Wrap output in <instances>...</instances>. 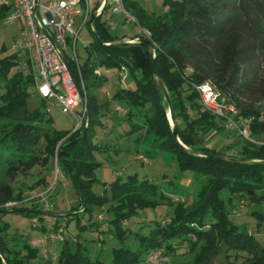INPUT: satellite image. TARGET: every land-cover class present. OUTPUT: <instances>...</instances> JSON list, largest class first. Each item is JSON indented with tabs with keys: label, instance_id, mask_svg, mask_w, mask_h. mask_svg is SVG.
Segmentation results:
<instances>
[{
	"label": "trees",
	"instance_id": "1",
	"mask_svg": "<svg viewBox=\"0 0 264 264\" xmlns=\"http://www.w3.org/2000/svg\"><path fill=\"white\" fill-rule=\"evenodd\" d=\"M121 3L136 26L148 33L147 37H134L152 45L154 73L166 91V100L153 82L147 47L115 44L124 36L111 35L106 23L99 20L100 16L94 20V30L102 44L92 38L84 48L86 57L79 67L84 88L85 125L74 132L49 131L45 128L49 125L46 113L39 109L27 112L25 99L33 87V80L22 76L18 70L8 76L9 69L17 66L14 54L0 58V87L3 89L0 95V148L5 150L0 153V173L3 176L0 204L22 203V194L14 193L9 182L18 172L25 174L34 167L44 169L48 158L53 160L55 157L57 167L71 182L79 198L74 210L82 209L89 215L92 205L102 206L110 202L107 208L113 214L108 220L112 226L110 236L117 241L129 235L136 238L134 249H112L110 264H144L150 250L160 248L165 255L176 249L182 237L190 233L196 238L193 244L198 246L192 264H208L218 256L225 259L226 264H233L228 258H237L239 253L242 254L239 264H264V243L260 244L255 235L232 223L230 217L237 216V213L229 209L233 199L238 205L262 202L264 165L231 164L191 155L175 142L166 119V110H169L176 137L188 150L264 161V146L248 145L243 140L240 145L237 143L238 150L233 155L196 145L195 138L202 128L239 136L227 130L222 120L202 111L191 87L192 84L211 83L220 98L232 104L241 117L250 120L251 137L257 139L264 135V108H259L251 96L255 80L253 68L259 67L260 56L264 55V0H163L167 6L163 17L146 12L130 0H121ZM6 11V8L0 9V15ZM120 67L128 71L135 87L118 89L111 99L130 109L125 114L126 119L132 116L131 108L144 110L143 139L150 138L145 157L168 152L180 172H190L195 181L201 182L191 205L183 207L181 203L173 204L168 199L166 203L170 212L167 220L155 222L147 235L132 234L122 227V223L135 215L136 209L152 207L155 200L167 199L157 186L128 175L124 180L116 178L107 184L109 197L104 195L105 191L103 195H95L90 190L96 181L93 174L97 168L92 153L99 149L92 140L94 128L100 125L102 108L97 103L95 91L107 80L95 76L93 71L96 68L118 70ZM247 74L250 77L246 78ZM261 88L264 95V87ZM41 141L43 146L40 149L38 144ZM48 185V181L38 179L31 189ZM222 192L226 201L220 197ZM7 211L41 220V211L34 205L0 209V212ZM250 215L256 221L255 232L261 233L264 215L255 210H251ZM57 224L55 222L52 226ZM45 225L38 228L41 233ZM60 244L61 249L52 264H99L81 257L78 250L71 252L66 242ZM22 250V255L9 251L0 233L3 255L0 264H27L37 257V251L27 243L22 245ZM43 264H51V261L45 260Z\"/></svg>",
	"mask_w": 264,
	"mask_h": 264
},
{
	"label": "rangeland",
	"instance_id": "2",
	"mask_svg": "<svg viewBox=\"0 0 264 264\" xmlns=\"http://www.w3.org/2000/svg\"><path fill=\"white\" fill-rule=\"evenodd\" d=\"M130 1L138 4L143 10L157 17H163L167 11V6L163 3V0ZM94 3V0H89L90 6L94 5ZM112 8L113 4L108 0L107 6L99 17V20L105 22L109 27L111 35H123L125 38L127 36L133 37L132 35L135 32V36L142 35L138 28L131 23H125L123 15L113 12ZM8 15L9 11L0 15V58L13 54L11 47L19 30L18 23L10 22ZM79 26V18H76L74 21L75 30H78ZM78 38L75 45V53L78 63L81 65L86 57L84 48L92 41L91 33L86 26L80 28L78 31ZM101 70L111 75H108L103 85L95 91L97 103L104 109L102 110L105 116H99L100 125L94 128L92 141L99 146V149L92 153V158L97 164V168L93 174L96 181L91 185L90 190L95 195H103L105 191L104 195L109 197V191L107 189L108 183L116 178L124 180L128 175H135L136 178L145 179L157 186L159 191L166 198L170 195L173 204L178 202L181 203L183 207L191 205L195 192L199 190L201 182L198 179V182L195 181V176L189 172V181L187 180L184 186H178L177 183L184 174L177 169L173 156L168 152L162 151L152 157H145L144 153L149 149L148 142L150 138H147V140L143 139L144 131L141 129V123L144 118V110L141 108H131L132 116L129 120H126L124 115H117V109L121 110L123 113H127L130 110L124 103L111 99L116 90L124 89L116 78L119 71L116 69L104 68H101ZM253 70L255 72V80L253 82L251 96L253 101L258 103L257 106L259 108H264V95L260 92V89H262L261 86L264 87L263 54L260 56L259 67L256 65ZM16 72L17 67H11L8 76ZM247 77H250V75L247 74L246 78ZM124 85L128 89H134L135 87V83L127 70L125 71ZM2 92L3 89L0 87V95ZM25 107L29 113H32L36 109L46 113L45 117L49 118V125L45 128L49 131L55 130L56 132L71 133L75 129L77 117L73 119L70 116H65L52 104L42 102L33 91V88H30L27 92ZM106 108L108 112L105 111ZM80 111V106H77L74 110L76 115H78ZM106 117L110 119L108 123H105ZM166 119L168 124H171L167 110ZM176 123L179 124L180 121L176 120ZM179 126L181 125L179 124ZM207 130L209 131V129ZM218 133L220 134L221 132ZM253 139L258 141L255 138ZM237 143L240 145L242 139L235 136L234 144L236 147H238ZM42 144V141L38 144L40 149L43 146ZM4 152L5 150L0 148V153ZM221 152L223 154H232L230 151ZM53 166V160L48 158L44 169L34 167L25 174L18 172L11 182H9L8 179H4L6 182H9L14 193L20 192L22 194L24 201L22 203H4H15L13 206L6 207L4 204H0V209L30 207L34 205L41 213L56 214L57 216L54 217L41 215V220H37L39 226L45 222H48L46 225L51 226L55 221L60 224L62 223L64 227L63 239L65 241L63 240L61 243L66 242L71 252H76L78 250L82 255L81 257L87 258V260L91 262L98 261L99 264H110L112 249L136 248L137 240L134 235H129L121 241H117L110 236L109 230L112 229V226L108 224V220L113 216L111 212L107 211V208L111 204L110 202H106L102 206L92 205L89 215L83 213L82 209L74 210L79 204V198L75 189L62 173L60 178L58 177L56 180L53 179ZM2 177L0 173V181ZM38 179L48 181L49 185L46 188L43 186H35L36 188L32 190L31 187ZM42 193H44L42 199L46 202V205H44L40 198H35L36 195ZM220 197L226 201L227 197L224 192L220 194ZM174 199L176 200L174 201ZM181 200L183 201L181 202ZM155 201L156 204L152 207L136 209L135 215L131 216L129 220L123 221L122 227L128 229L132 234L139 233L140 235H147L148 231L153 228L155 222L164 223L170 212V207L166 203L169 200L167 198L166 200L161 199ZM239 206L240 210L239 208L236 209L240 214L230 217L232 223L243 231L251 232L252 235L256 236L257 241H260V244L264 243L261 242L264 240V237H260L261 233L264 231V222L261 233H256L254 224L256 221H254V218L250 215L251 210H257L264 215V199L261 203L256 205L244 202L239 204ZM31 219L33 218L24 216L21 213L10 211L0 212V233L3 235V239L9 251L14 253L17 252L22 255L24 252V250H22V245L24 243L29 244L31 240H36L41 236L42 233L39 232V227H34ZM182 239L183 240L177 244L176 249L165 253V255L163 253V257L166 258L165 264L193 263L198 250V246L193 244L196 238L190 233L182 237ZM60 249V243L54 244L51 250L47 245L45 258H42L41 254L37 252V257L31 259L27 264H43L45 260L51 261L52 264L53 260L51 259L59 253ZM241 257V253L237 255V258L231 256L228 258V262L232 261L233 264H239ZM226 262L225 259L218 256L213 258L208 264H226ZM139 264H143V262Z\"/></svg>",
	"mask_w": 264,
	"mask_h": 264
},
{
	"label": "built area",
	"instance_id": "3",
	"mask_svg": "<svg viewBox=\"0 0 264 264\" xmlns=\"http://www.w3.org/2000/svg\"><path fill=\"white\" fill-rule=\"evenodd\" d=\"M90 6L89 0H0V9L6 8L9 11L10 22H17L19 30L13 40L11 50L15 55L17 70L22 76H29L33 80V91L42 102H48L65 115L74 119L76 131L85 121V99L84 88L79 75L75 45L78 41V31L86 26L90 31L89 18L96 9L98 17L107 6L108 0H94ZM113 4V12L122 14L125 23H131L144 36L148 33L136 26L134 19L124 10L121 0H109ZM79 18L80 26L75 30L74 21ZM134 37V36H133ZM122 39L134 42L137 38ZM61 57H64L65 62ZM117 81L124 85V67L118 69ZM93 74L97 77L107 79L108 72L96 68ZM192 89L197 95L202 111L223 121L227 130L234 132L243 141L252 146H264L250 136L248 129L249 119L241 117L238 110L220 98L213 85L209 82L192 84ZM77 106L81 107L78 115L74 112ZM117 112H122L117 109ZM85 125V124H84ZM53 179L61 176L57 168L56 159H53ZM44 193L38 194L35 198L43 201ZM15 203L4 204L13 206ZM32 225L40 227L37 219H31ZM264 237V231L261 233ZM63 224L58 223L56 227L45 225L44 232L36 240L29 242V247L35 249L42 258H45L46 247L52 249L56 243L64 239ZM39 250V251H38ZM53 257L51 260H54ZM145 264H165L162 249L150 250L144 260Z\"/></svg>",
	"mask_w": 264,
	"mask_h": 264
},
{
	"label": "water",
	"instance_id": "4",
	"mask_svg": "<svg viewBox=\"0 0 264 264\" xmlns=\"http://www.w3.org/2000/svg\"><path fill=\"white\" fill-rule=\"evenodd\" d=\"M96 9H97V7H96ZM96 9L92 12V14L90 15V18H89L90 33H91L92 38L95 41H97V43L102 44V42L97 39V35H96L95 30H94V20L98 17V15L96 13ZM114 43L119 44V45L140 44V45H145L147 47L148 57H149V66H150V71H151L153 82H154L156 88L158 89V91L160 92V94L166 100V98H167L166 91H165L162 83L156 78V75L154 73V67H153L154 55H153L152 45L150 43H148L146 41H142L140 39H136L134 42H128V41H125L123 39H120V40H116ZM103 44L107 45L109 43H103ZM61 59L63 62L66 63L64 57H61ZM168 117L170 119V111L169 110H168ZM170 122H171V119H170ZM169 126L171 128L172 136H173L175 142L178 144V146L191 155H194L197 157L211 158V159H215V160H219V161L231 163V164L264 165V161H261V160H250V161L249 160H240V159H236V158H232V157H228V156H223V155H219V154H214V153H210V152H198V151L188 150L178 141L172 122H171V124H169ZM41 215L52 216L51 213H40V216ZM0 259L1 260L3 259V255L1 253V251H0Z\"/></svg>",
	"mask_w": 264,
	"mask_h": 264
},
{
	"label": "crops",
	"instance_id": "5",
	"mask_svg": "<svg viewBox=\"0 0 264 264\" xmlns=\"http://www.w3.org/2000/svg\"><path fill=\"white\" fill-rule=\"evenodd\" d=\"M136 32L132 35V36H135ZM128 37H131V36H127L126 38L128 39ZM126 89H128L126 87ZM103 108H101V111H100V116L103 117L105 116V113H103ZM106 112H108V109L106 108L105 109ZM126 113H123V112H117V115H124L125 116ZM107 118V117H106ZM109 117L105 120V123H108L109 122ZM126 120H129V119H126ZM208 128H202L198 131L197 133V136L195 138V142H196V145L198 147H201V148H205V149H209V150H215V151H230L233 154H235L238 150V147H236V145L234 144V139H235V136H233V134H227L225 132H221L220 134L218 132H215V131H212L209 129V131L207 130ZM224 134V135H223ZM257 140L260 142V143H264V136H261L259 138H257ZM222 145V146H221ZM221 146V147H220ZM183 176L180 178L179 182L177 183V185H185L187 180L189 179V172H183ZM189 181V180H188ZM168 199L172 200L170 198V195L167 196ZM176 199H174L175 201ZM183 200H181L182 202ZM236 208H239L240 210V206L237 204V202L233 199L232 200V203H231V206L229 209L232 210V213L233 212H237V209ZM257 211V210H255ZM240 212V211H239ZM52 216L51 217H54V216H57L56 214H53L51 213ZM240 213L237 214V216L239 215ZM49 217V216H48ZM56 223H59L57 221H55ZM54 222V223H55ZM53 223V224H54ZM44 224H48V222H45ZM263 225V224H262ZM261 228H263V226L260 227V231L262 230ZM40 232V231H39ZM249 232V231H247ZM251 233V232H249Z\"/></svg>",
	"mask_w": 264,
	"mask_h": 264
}]
</instances>
